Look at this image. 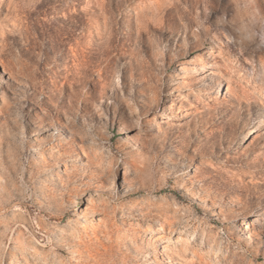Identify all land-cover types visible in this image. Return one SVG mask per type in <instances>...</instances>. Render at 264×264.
<instances>
[{"label":"rangeland","instance_id":"rangeland-1","mask_svg":"<svg viewBox=\"0 0 264 264\" xmlns=\"http://www.w3.org/2000/svg\"><path fill=\"white\" fill-rule=\"evenodd\" d=\"M0 264H264V0H0Z\"/></svg>","mask_w":264,"mask_h":264},{"label":"bare ground","instance_id":"bare-ground-1","mask_svg":"<svg viewBox=\"0 0 264 264\" xmlns=\"http://www.w3.org/2000/svg\"><path fill=\"white\" fill-rule=\"evenodd\" d=\"M218 87H219V89H221V93L223 94L225 92V89L223 88L222 83H218ZM249 228H250L249 223L246 220H243V222H242L243 231L246 229H249Z\"/></svg>","mask_w":264,"mask_h":264}]
</instances>
